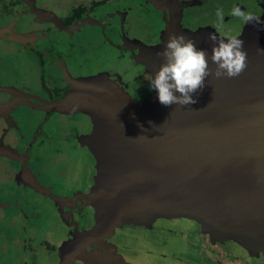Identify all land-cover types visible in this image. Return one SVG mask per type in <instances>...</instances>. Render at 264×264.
<instances>
[{"label":"flooded vegetation","instance_id":"af4514ba","mask_svg":"<svg viewBox=\"0 0 264 264\" xmlns=\"http://www.w3.org/2000/svg\"><path fill=\"white\" fill-rule=\"evenodd\" d=\"M209 1L88 0L69 5L66 0H0V258L7 255L5 246L14 254L13 264H38L39 256L50 252L60 255L58 246L41 241L38 235L50 217L65 229V246L74 245V235L88 240L86 234L94 231L100 218L108 222L112 215L119 220V210L115 214L112 206L98 209L92 203L99 201V196L106 197L97 184L99 165L86 174L89 181L64 189L68 178L61 168L63 157L76 149H83L87 157L94 149L93 137L85 142L79 138L82 133H92L97 123L75 100L93 98L98 91L102 94L110 81L96 79L108 76L123 94L129 90L131 99H150L155 90L145 92L148 81L141 84L147 63L126 52H137L139 59L150 56L162 44L161 30L166 24L175 29L182 26L183 31L203 39L218 27L225 36L232 32L240 37L250 23L231 15L234 7L263 17L264 0H229L221 22L213 16ZM3 147L10 149L11 155L1 152ZM121 203L124 209V200ZM142 215L140 210L136 219L141 230L123 225L124 238L109 241L131 253V264H145L149 251L163 261L174 256L173 244L158 247V240L140 220ZM125 219L123 216L121 222ZM160 220L162 228L176 229L165 218ZM189 235L180 239L186 249L180 253L182 264H264V258L250 252L238 256L232 249L233 255H228L219 243L208 242L201 231ZM141 238L142 243L154 239L155 247L142 252Z\"/></svg>","mask_w":264,"mask_h":264},{"label":"water","instance_id":"95a60500","mask_svg":"<svg viewBox=\"0 0 264 264\" xmlns=\"http://www.w3.org/2000/svg\"><path fill=\"white\" fill-rule=\"evenodd\" d=\"M257 25L238 37L247 52L244 72L208 76L193 104L165 106L156 89L148 100H127L109 83L78 107L117 132V146L106 156L121 174L116 181L125 199L141 211L151 202L176 229L201 231L228 255L233 249L264 258V24ZM192 39L214 72L213 43ZM163 63L164 57L154 58L153 77Z\"/></svg>","mask_w":264,"mask_h":264},{"label":"rangeland","instance_id":"374dc122","mask_svg":"<svg viewBox=\"0 0 264 264\" xmlns=\"http://www.w3.org/2000/svg\"><path fill=\"white\" fill-rule=\"evenodd\" d=\"M66 1L68 2L69 5H71V3L75 4V3H80V2H84L88 0H66ZM227 1L228 3H226L225 0H210L209 1L212 7H214L213 8V10L215 11V13L213 14L214 17L217 16L216 13L218 9H222L223 12L226 11L225 7H228L230 5L229 0ZM61 8L64 9L65 7H61ZM261 20H264V13H263V17ZM226 23L227 22H225V24ZM251 24L253 23H250V25L248 24L247 28L249 29L250 33H253L257 29L254 26H251ZM161 31H162L161 39L163 42L162 44L157 45V48H155V52L149 53L150 56L139 59L137 58L138 57L137 52H126L127 54H134V56H136V60H142L144 62V65H146L145 63H147V65L145 66L146 67L145 72L142 73L143 78H141V84H142V80L143 82L148 81V83L146 84L147 89L145 90V92L148 90L149 91L153 90V88L151 87V82L149 80L151 78H154L151 73V71L153 70L152 61L154 60L155 57L161 58V59L163 58L161 53L164 50L165 44L169 36L171 34H177V35L183 34L186 37L191 38V39L197 36L196 34H191L190 31L188 30L187 31L184 30L185 31L184 32L182 26L175 29V27L166 24L164 25ZM186 33L189 35H187ZM229 35L237 36L233 34L232 32L229 33ZM198 42L199 40L196 41V43ZM199 48H200V45H199ZM150 58H152V61L149 63ZM135 64H140V63H135ZM142 66L141 67L138 66L139 70L141 69V71L144 70L143 69L144 66L143 67ZM128 70H130L129 67L127 68V71ZM135 73L138 74L140 72L137 71ZM127 74L131 75L132 71H128ZM103 81H110L109 83L113 85V82L111 81L110 76L106 78L101 77V82ZM141 87L138 89V92L141 91ZM123 95H126L127 100L131 99V92L129 90L127 91L125 90ZM133 95L137 97V95L132 94V96ZM80 102H83V101L75 100L76 106L78 105L80 106ZM91 109H93V107H91ZM96 123L97 124L93 126L92 133L87 132L86 134H83L81 132L83 135L81 134L79 138V140L85 142L87 140L90 141V138L93 137V139H91V143H92L91 148H94L92 149L93 154H91L90 151H88L87 154H89V156L86 155L87 157H85L86 152L83 149H80L79 151H77L76 149V150H71V152L70 151L67 152L66 156L63 157V160H62L63 166L61 168L64 170L63 175H65V177L68 178L67 184L64 186V189L75 188L74 187L75 185H77L78 183L79 184L83 183L84 180L89 181V177L86 176V174L90 173L96 165L97 166L99 165L101 172L98 176L99 178L97 179V184H98L99 189L102 190V192L99 191V193L100 194L103 193V195H105L107 198L103 196H99L98 197L99 201L100 199L104 198L103 202L101 203V201L99 202L98 200H96V201H92V203L96 204L98 206L97 207L98 209L100 207L104 209H108L109 206H112L115 210V214H116V210H119L120 212L118 215L119 220H117V218L114 219L112 215L109 218L108 222L106 221V219L101 220L100 218L97 220V223H95L94 225V231L90 232L89 234H86V236L88 237V240L87 239L82 240V238L80 239L78 235H74L76 239L74 245L69 244L68 246H65L64 243L68 242V241H64L65 239H63L64 237H62L64 235L65 229L60 227L59 224L55 223L54 219H52L51 217L46 219L43 225L40 226V230L38 231V235L41 238L40 240L41 241L48 240L50 243L58 246L60 248L61 254L58 256L57 254L54 255V253L51 254V252L48 255L42 254L41 256H39L38 264H131L129 261L130 260L129 258L131 257V253L128 252L126 248H123L122 246H120V244H117L115 241H109V240H113V239L116 240V237L124 238L126 231L122 229L123 228L122 226L126 224L131 225V226L134 225L137 230L138 229L141 230L140 228L141 222L136 220L138 218L137 214L140 213V209L136 203L128 199H125V197L122 196V192L119 189L121 188L120 184L118 186L117 181H116L117 180L116 176H121V174L119 171L117 173L115 172V170L113 171V168L114 169L116 168L115 167L116 165H114L115 162L106 156V153L109 155L108 152L110 150H114V148L110 149L111 147L117 146L116 144L118 141L117 132L116 131L114 132V130L111 127H109L106 123H101V122H96ZM104 149H107L106 152L104 151ZM108 198L110 199L109 203H108V200H109ZM123 200H124L123 204L125 205L126 209L121 208L120 207L121 205H119V204H122L121 202ZM147 204L149 207L148 210H147V207L144 206V204L140 206L143 208L142 211L145 213L147 217L146 222H144L145 229H147L149 233L153 234L154 237L158 240L157 242H158L159 248L164 249L166 246L165 244H167L168 242L170 244H173V247H174L173 255L174 256L172 257L170 256V258H167L166 260L163 261L162 257L160 258V256H158V258H156L154 253L149 251L145 255V258L143 259L144 262L142 263H145V264H177L175 262L178 261L179 264H182L183 262L179 259L181 258L180 253H182L183 251L186 252V249L182 247L183 243L180 239L186 238L189 235V233L187 235L181 229H165L159 226V225H162L160 222L161 221L160 219H164L167 217H164L161 212H155L154 205H152L151 202L147 201ZM89 207L92 209V205H90ZM123 216L126 217L125 219L126 222H121L123 220ZM143 218L146 219L142 215V219ZM75 234H78V233H75ZM129 235L130 233H128V236ZM189 236L188 238H190ZM132 237L133 236H130V238ZM133 238L138 240V237L134 236ZM164 238L168 239L169 241H165ZM1 239L2 238L0 236V240ZM153 240L154 239H151V241L148 240L147 243L145 242L142 243L143 238H141L140 244L142 243V252L145 253L146 249H152L155 247L156 243ZM113 243L117 244V246L113 245ZM136 245H139V242H136ZM198 247L200 249V250L197 249L198 251H201L203 249L200 245H198ZM5 248L6 249H4L3 251L7 252V255L6 257L0 258V261L6 264L7 263L13 264L12 260L14 261V254L13 253L11 254V252L8 250L6 246ZM142 254L143 253L141 254L138 253V256L142 257L143 256ZM133 256L136 257V254L132 255V257ZM61 257H62V260H60ZM192 258L196 260L195 257L192 256L191 259Z\"/></svg>","mask_w":264,"mask_h":264},{"label":"clouds","instance_id":"9594fccd","mask_svg":"<svg viewBox=\"0 0 264 264\" xmlns=\"http://www.w3.org/2000/svg\"><path fill=\"white\" fill-rule=\"evenodd\" d=\"M217 17L223 21V10H217ZM231 15L242 19L245 23L264 24L261 17L251 12H244L236 6ZM209 41L213 43L211 61L216 65L213 70L205 49L198 48L195 40L183 34H171L161 55L165 63L149 79L151 87L158 90L159 102L165 106L172 104L189 105L196 102L193 93L202 89L208 76L216 78L238 77L247 68V52L244 41L237 36H225L220 32L209 33ZM264 52V49H259ZM179 92L180 95L175 93Z\"/></svg>","mask_w":264,"mask_h":264}]
</instances>
